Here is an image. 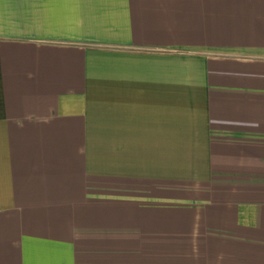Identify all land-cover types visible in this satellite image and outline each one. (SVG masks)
<instances>
[{"label": "crops", "instance_id": "obj_1", "mask_svg": "<svg viewBox=\"0 0 264 264\" xmlns=\"http://www.w3.org/2000/svg\"><path fill=\"white\" fill-rule=\"evenodd\" d=\"M0 264H264V0H0Z\"/></svg>", "mask_w": 264, "mask_h": 264}]
</instances>
